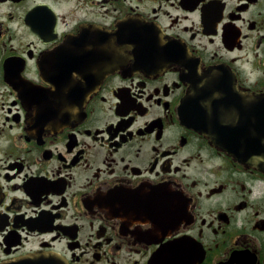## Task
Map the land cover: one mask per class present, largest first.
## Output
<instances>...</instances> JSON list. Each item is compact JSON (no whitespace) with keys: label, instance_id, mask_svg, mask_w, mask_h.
<instances>
[{"label":"flooded vegetation","instance_id":"obj_1","mask_svg":"<svg viewBox=\"0 0 264 264\" xmlns=\"http://www.w3.org/2000/svg\"><path fill=\"white\" fill-rule=\"evenodd\" d=\"M194 87L264 96V0H0V264H264V170Z\"/></svg>","mask_w":264,"mask_h":264},{"label":"water","instance_id":"obj_2","mask_svg":"<svg viewBox=\"0 0 264 264\" xmlns=\"http://www.w3.org/2000/svg\"><path fill=\"white\" fill-rule=\"evenodd\" d=\"M200 90L198 87H194L189 94V104L192 115V124L202 129L206 124L217 125L219 120L223 122L230 121L232 127L230 130H224L211 134L210 137L214 141V145L222 147L226 152L239 159L241 162L261 168L264 170V128L258 127L257 131V143H255L253 131L249 124L250 114H248V105L254 103L256 109L260 106L264 110V96L257 97L248 96L242 101H236L235 109L228 112L231 118L219 119L216 115L217 105L209 104L208 102H201ZM187 103V102H186ZM206 109H212L214 116L211 119L206 118ZM262 117V114L258 113L257 117ZM16 261H21L24 264H67L65 260L60 258L54 252L40 251L37 253H29V255L19 256L15 258Z\"/></svg>","mask_w":264,"mask_h":264}]
</instances>
